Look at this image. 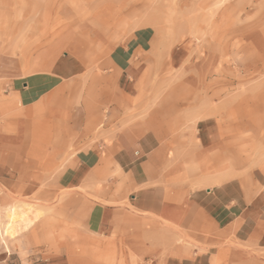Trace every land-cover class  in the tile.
Wrapping results in <instances>:
<instances>
[{"label": "crops", "instance_id": "1", "mask_svg": "<svg viewBox=\"0 0 264 264\" xmlns=\"http://www.w3.org/2000/svg\"><path fill=\"white\" fill-rule=\"evenodd\" d=\"M140 49L113 48L104 72L35 71L0 97V209L59 196L0 241V264H264V113L242 94L147 96Z\"/></svg>", "mask_w": 264, "mask_h": 264}, {"label": "rangeland", "instance_id": "2", "mask_svg": "<svg viewBox=\"0 0 264 264\" xmlns=\"http://www.w3.org/2000/svg\"><path fill=\"white\" fill-rule=\"evenodd\" d=\"M145 22L154 39L140 44L134 35ZM141 47L145 67L136 89L147 96H207L213 103L242 94L244 105L264 113V0H0V97L35 71L77 74L81 59L87 70L104 72L113 48ZM226 121L234 132L235 116ZM58 202L56 196L15 205L35 211Z\"/></svg>", "mask_w": 264, "mask_h": 264}, {"label": "bare ground", "instance_id": "3", "mask_svg": "<svg viewBox=\"0 0 264 264\" xmlns=\"http://www.w3.org/2000/svg\"><path fill=\"white\" fill-rule=\"evenodd\" d=\"M32 212L36 218L38 210H31L30 207L16 206L11 204L5 207L3 210L0 209V241L6 243V237L13 238L21 230L26 229L32 224L34 219L29 216ZM7 251H9V248Z\"/></svg>", "mask_w": 264, "mask_h": 264}]
</instances>
